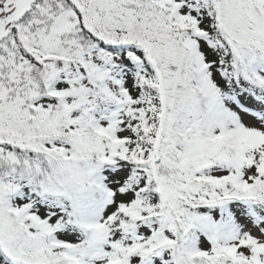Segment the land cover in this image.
<instances>
[{
    "label": "snow or ice",
    "instance_id": "1",
    "mask_svg": "<svg viewBox=\"0 0 264 264\" xmlns=\"http://www.w3.org/2000/svg\"><path fill=\"white\" fill-rule=\"evenodd\" d=\"M0 264H264V0H0Z\"/></svg>",
    "mask_w": 264,
    "mask_h": 264
}]
</instances>
